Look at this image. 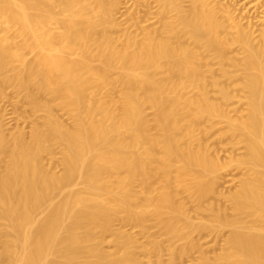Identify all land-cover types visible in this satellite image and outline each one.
Returning a JSON list of instances; mask_svg holds the SVG:
<instances>
[{"label": "bare ground", "instance_id": "1", "mask_svg": "<svg viewBox=\"0 0 264 264\" xmlns=\"http://www.w3.org/2000/svg\"><path fill=\"white\" fill-rule=\"evenodd\" d=\"M128 1L0 0V91L44 112L0 114V264H264V0ZM147 220L182 246L122 229ZM202 230H226L212 257Z\"/></svg>", "mask_w": 264, "mask_h": 264}, {"label": "rangeland", "instance_id": "2", "mask_svg": "<svg viewBox=\"0 0 264 264\" xmlns=\"http://www.w3.org/2000/svg\"><path fill=\"white\" fill-rule=\"evenodd\" d=\"M122 2H125V3H123L121 5L122 8L120 9V12H119V14H117V16H118V19L120 21L124 22L128 16V12H125V9H126V7H131V2L128 0H122ZM128 10H130V8H128ZM0 92H1L0 93V114L1 115L3 114L5 121H7V128H8L7 131L10 132V131L14 130V128L16 129L15 126L18 125V128H19V126L22 127V129L26 133V132L30 131V129H31L30 126L33 125V124H31V122H34V123L42 122L41 119H43L42 117L44 115V112L31 110V107H29V105H27L26 101H24L25 97L23 96L24 95L23 92H18L14 87H12L10 85H2ZM15 102H17V104H15ZM147 111H148V113H150L149 110H147ZM54 112L56 113L57 116H59L60 119L64 120L65 122H67V123L71 122L68 115L62 109L56 107V108H54ZM213 136L214 135H212V137L210 136L208 138V142L210 141V144L214 145V147L212 146V149L215 148L216 144L218 145V139L216 140V138H215V140L217 141L216 142L214 140ZM212 141L215 144L212 143ZM213 151H214V149L211 150V152H213ZM42 160H43L44 164L46 165L45 167L52 169V171L55 170V172L60 171V169H61V154L59 153L58 148L54 149L51 154L44 153ZM227 186L228 185L222 186L224 189L222 191H224V193L227 192V190L231 191V189H232V186H230V187L228 186L229 188ZM79 187H80V185L76 186L75 188H79ZM220 187H221V185H220ZM220 187L218 188V190L219 189L221 190ZM225 187H227L226 190H225ZM181 194H179L178 198L179 197H180L179 199L182 198V200L185 203L188 201L187 204L191 205L190 208H192V209L190 210L189 209L190 205L188 206L186 204V206L188 207V208L186 207V209L189 210V211L187 210L189 212V214L190 213L194 214L193 212H195V214H196L197 211L194 210V205H193L194 202L192 201V199L190 197L187 198V196L185 194L184 195L186 197L182 196ZM59 196H60V194H56L55 199H57ZM183 197H184V199H183ZM209 197H211V198L210 199L207 198V200L209 199L210 202H212V203L215 201L218 202V204L216 203V205L221 207L223 210H225L226 213L229 214L230 210H229V206L227 205L228 201L224 200V202H223V198L221 200L220 199L221 197L219 195H217V197L219 199L216 197L213 198L214 196L212 194ZM190 202H193V203L191 204ZM221 203L224 205H221ZM223 207H226V208L224 209ZM226 209H227V211H226ZM190 211H193V212H190ZM208 213L209 212L206 213V211L205 212L201 211V212H199V215H191V214L190 215L193 216V219H195V220H197L196 219L197 217H199V218L201 217L200 219H202V220H207L209 218ZM194 217H196V218H194ZM119 222L120 221L115 220L113 222V224H114L113 227H115V228L120 227L121 228V224ZM125 224L126 225H123L122 229H124L126 232H128V233L130 232V234L134 235L137 238L138 242L143 244V245L149 246L150 240L157 239V240L161 241L163 246H166L169 243H172L173 245H175L176 248H180L182 246V243H181L182 241H176L175 239H172V238L170 239L168 236L164 235L163 232L158 229V227L154 226L155 223H153L152 220H147L144 223V227H141V226H138L135 224H131V223H125ZM145 230L150 232L151 237H147V235L144 233ZM202 231H203V233H202ZM202 231L196 232L197 234L194 232L192 234L193 240L195 242H197L198 245L200 244L199 245L201 247L200 249L204 250V252L209 257H212L219 250L218 248L221 246L220 243H222L221 239H223V235L226 233V230H222L219 233L218 237H217L218 234L216 232L212 233L211 231H208V230H202ZM200 234H202V235H200ZM196 235H198V236H196ZM112 236L110 234H106L105 239L102 242V246L106 251H112L114 249V240H113ZM221 236H222V238H221ZM134 250H135V252L139 258V261L141 262L140 264H153V263H146V261H148V259H149L148 257H150V256H151L150 257L151 260L155 259V257L153 255L149 256L148 254L144 253L139 247L134 248ZM198 255H199V252L196 249H194L193 251L190 250L188 253H186L184 255L178 254L177 258L175 259L174 264H199ZM161 261H162V264H173L170 260L168 251H166L165 249H163V251L161 252Z\"/></svg>", "mask_w": 264, "mask_h": 264}]
</instances>
